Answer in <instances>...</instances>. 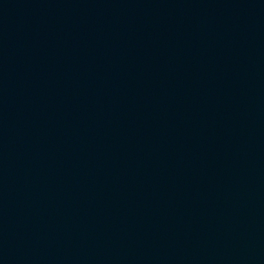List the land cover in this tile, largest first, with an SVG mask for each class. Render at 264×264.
Listing matches in <instances>:
<instances>
[{
    "label": "water",
    "instance_id": "obj_1",
    "mask_svg": "<svg viewBox=\"0 0 264 264\" xmlns=\"http://www.w3.org/2000/svg\"><path fill=\"white\" fill-rule=\"evenodd\" d=\"M243 264H264V228H262Z\"/></svg>",
    "mask_w": 264,
    "mask_h": 264
}]
</instances>
